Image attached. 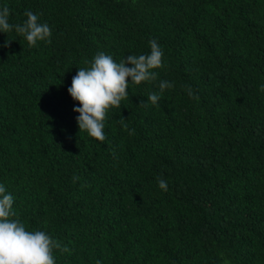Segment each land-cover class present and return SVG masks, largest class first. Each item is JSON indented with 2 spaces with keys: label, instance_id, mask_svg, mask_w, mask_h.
I'll use <instances>...</instances> for the list:
<instances>
[{
  "label": "trees",
  "instance_id": "trees-1",
  "mask_svg": "<svg viewBox=\"0 0 264 264\" xmlns=\"http://www.w3.org/2000/svg\"><path fill=\"white\" fill-rule=\"evenodd\" d=\"M5 5L10 23L31 10L51 29L35 47L0 32V184L29 230L69 248L56 264H264V0ZM151 39L156 80L129 84L104 142L79 133L78 69L148 54ZM161 81L174 87L141 106Z\"/></svg>",
  "mask_w": 264,
  "mask_h": 264
},
{
  "label": "clouds",
  "instance_id": "clouds-1",
  "mask_svg": "<svg viewBox=\"0 0 264 264\" xmlns=\"http://www.w3.org/2000/svg\"><path fill=\"white\" fill-rule=\"evenodd\" d=\"M26 19L22 23L9 22L10 9L7 5L0 7V32L15 33L26 39L29 47L37 46L38 42L51 43V29L47 23H41L38 14L26 10ZM5 41V46L10 44ZM150 53L128 55L120 62L104 52L97 53L88 67L79 68L73 77L68 92L78 101L80 107L74 111L79 113L77 123L79 133L86 132L89 137L104 142L106 139L104 128L107 114L110 109L119 108L129 94V84L140 85L143 82H152L157 78L156 69L163 67V51L155 39L149 41ZM128 65H131L129 67ZM131 78V83H129ZM174 84L169 81L159 83L160 93L151 92L147 101H141V106L150 102L158 104L161 94L166 89H171ZM190 98L199 100L190 86L187 87ZM264 91V86H262ZM121 125L129 134H134V129H128L124 119ZM115 158V151L113 150ZM73 183L79 177L73 176ZM158 187L167 192L168 183L162 177H157ZM14 196L9 193L5 185L0 184V264H56L54 249L69 252V248L53 239L45 231L29 230L17 217L13 210ZM99 264V262H98Z\"/></svg>",
  "mask_w": 264,
  "mask_h": 264
}]
</instances>
